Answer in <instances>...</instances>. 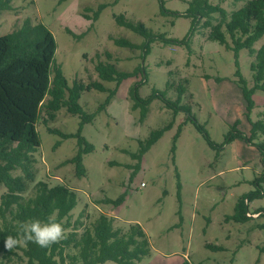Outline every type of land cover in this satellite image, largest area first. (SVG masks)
Returning a JSON list of instances; mask_svg holds the SVG:
<instances>
[{
    "label": "rangeland",
    "instance_id": "374dc122",
    "mask_svg": "<svg viewBox=\"0 0 264 264\" xmlns=\"http://www.w3.org/2000/svg\"><path fill=\"white\" fill-rule=\"evenodd\" d=\"M163 1L167 12H163L161 0H10L11 9L0 13V35L19 28L26 18L50 28L58 46L55 59L69 86L75 80H100L95 66L99 60H108L107 52L113 55L118 69L131 71L142 65L147 73L145 81L139 75L123 80L118 87L115 82L104 81L115 93L102 109L109 93L95 89L83 92L80 104L87 112H96L94 120L85 124L82 131L94 146L83 158L85 176L76 174L74 163H66L76 155L78 139H64L49 131L52 128L77 133L80 117L61 108L54 120L44 124L41 114L37 123L41 146L34 153L35 179L24 194L32 195L40 180L50 185L66 183L78 195L72 220L83 214L89 224L104 213L114 217L116 227L126 229L139 223L151 242L150 255L139 264H183L186 259L189 264H264V196L248 203V220L226 219L234 213L239 197L255 190V178L264 174V157L258 148L264 143V133L259 131L252 142L235 138L218 152L193 122L186 121V112L174 115L162 99L155 98L147 117L140 121V109L132 108L131 96L132 87L140 83L143 98L156 89L176 100V87L168 88L167 83L170 80L177 85L187 78L182 104L191 107L192 114L216 143H224L232 132L250 136L252 122L264 115V90L257 89L253 94L255 106L249 121L237 72L249 88L254 87L251 65L264 45V35L254 44L255 54L246 48L235 51L232 46L210 40V28L200 25L191 29L192 19L184 13L192 0ZM208 1L230 14L248 0ZM100 5L104 7L96 19ZM121 14L181 43L155 40L143 59L142 48L131 50L114 41L123 37L136 44L147 42L145 37L117 23L116 17ZM219 20L220 15L214 14L213 23ZM173 120L171 129L144 155L140 168H132L137 162L130 153L138 150L139 140ZM236 120L239 124L235 126ZM180 125L182 130L173 153V137ZM14 174L22 172L16 170ZM6 190L0 185V197ZM122 193H126L122 204L103 201L106 197L116 199ZM258 210L261 212L255 213ZM207 244L222 246L223 250L214 251ZM0 264L28 263L25 257L8 263L0 255Z\"/></svg>",
    "mask_w": 264,
    "mask_h": 264
},
{
    "label": "trees",
    "instance_id": "16d2710c",
    "mask_svg": "<svg viewBox=\"0 0 264 264\" xmlns=\"http://www.w3.org/2000/svg\"><path fill=\"white\" fill-rule=\"evenodd\" d=\"M163 12L164 1L161 0ZM103 5L95 12L99 17ZM4 9H11L10 0H0V13ZM220 15L218 23H213L214 14ZM184 16L192 19L191 29L197 26L210 28L208 38L217 41L228 48L239 51L242 48L249 50L250 54L256 53L254 44L264 35V0H248L241 8L230 14L220 5L211 4L208 0H192ZM201 20H204L201 23ZM120 26H124L135 33L145 37L146 43L136 44L127 38H116L115 43L131 50L142 48L143 59L150 51L151 43L161 39L166 43H181L177 39H169L164 34H157L148 28L142 21L133 22L124 14L116 17ZM231 43L229 42V39ZM57 41L50 28L43 22L32 23L26 18L23 24L12 32L0 35V185L6 187L0 197V255L5 262L11 263L15 258L25 257L28 264H139L150 255L151 242L145 229L139 223H132L128 228L116 227L114 217L101 213L99 217L89 224L83 219L84 215L72 220V211L78 204V195L74 188L66 183L50 185L40 180L33 187V194L26 196L24 193L30 188V183L35 179V157L41 146V138L37 123L44 114V124L56 118V113L61 108H66L68 113L78 115L80 124L77 133H64L58 129L49 128L52 133L59 134L62 138L78 139V151L66 163L72 162L76 166L78 176L86 175L83 162L84 155L94 150V146L82 134L84 125L91 123L96 112H87L80 104V98L85 91L93 89L109 93L100 109L107 105L113 97L115 90L108 88L104 81L115 82L117 87L130 77L143 75L147 80L145 66H137L131 71L120 70L112 61L113 55L106 53L107 61L99 60L95 66L100 80H75L69 86L62 66L56 62ZM170 64V62H169ZM255 85L247 86L246 80L237 72L239 84L244 100L247 102V111L250 113L255 106L253 94L257 89L264 90V45L256 53V61L252 63ZM170 75L173 74L171 70ZM170 80L168 88L176 87L178 97L170 100L166 92L153 89L152 94L146 98L140 96L139 85L133 86L131 96L132 108L140 109V121H144L149 113L153 99H162L166 106L173 110L174 115L179 111L188 114L186 121H191L203 133L208 144L221 151L224 144L235 138H244L253 141L259 131L264 133V115L261 120L252 122L251 135L243 132L229 133L225 142L216 143L210 136L206 127L192 114L191 107L182 104V97L187 92L188 79L182 78L175 85ZM104 105V106H103ZM174 120L163 127L152 129L146 139L139 140V148L130 153L136 160L134 169H139L144 155L151 147L171 129ZM236 120L234 125H238ZM182 130L179 126L173 137L172 152L176 150V141ZM264 157V143L258 144ZM21 170L22 174H14ZM264 174L254 180L255 190L243 194L236 202L234 213L227 216V220L244 222L250 218L248 203L264 196ZM126 193L116 199L106 197L105 203L115 206L122 204ZM261 210H258L259 213ZM53 216L62 225L63 238L47 248L26 241L20 230V224L31 220H47ZM83 228L82 232L79 229ZM7 237H13L19 243L12 249L5 247ZM208 248L219 251L222 246L207 244ZM21 252V254H20ZM183 264H189L186 259Z\"/></svg>",
    "mask_w": 264,
    "mask_h": 264
},
{
    "label": "clouds",
    "instance_id": "9594fccd",
    "mask_svg": "<svg viewBox=\"0 0 264 264\" xmlns=\"http://www.w3.org/2000/svg\"><path fill=\"white\" fill-rule=\"evenodd\" d=\"M20 230L26 241H31L41 248H47L63 238L62 225L49 216L47 220H31L20 224ZM19 241L13 237H7L5 247L12 249Z\"/></svg>",
    "mask_w": 264,
    "mask_h": 264
},
{
    "label": "built area",
    "instance_id": "2783aa9c",
    "mask_svg": "<svg viewBox=\"0 0 264 264\" xmlns=\"http://www.w3.org/2000/svg\"><path fill=\"white\" fill-rule=\"evenodd\" d=\"M142 185H144V183Z\"/></svg>",
    "mask_w": 264,
    "mask_h": 264
}]
</instances>
